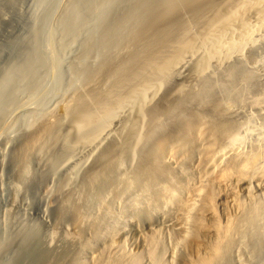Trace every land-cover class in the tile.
<instances>
[{
	"label": "rangeland",
	"instance_id": "1",
	"mask_svg": "<svg viewBox=\"0 0 264 264\" xmlns=\"http://www.w3.org/2000/svg\"><path fill=\"white\" fill-rule=\"evenodd\" d=\"M262 4L0 0V264H91L90 253L123 264L195 258L190 236L163 227L174 207L160 195L185 186L193 169L181 177L172 167L147 191L128 182L149 136L205 127L216 111L234 126L221 149L251 152L264 136V15L254 8ZM45 122L48 137L26 149ZM248 185L232 180L215 191L221 222L236 217V203L259 213L222 264H264V180ZM212 242L208 232L199 245Z\"/></svg>",
	"mask_w": 264,
	"mask_h": 264
},
{
	"label": "bare ground",
	"instance_id": "2",
	"mask_svg": "<svg viewBox=\"0 0 264 264\" xmlns=\"http://www.w3.org/2000/svg\"><path fill=\"white\" fill-rule=\"evenodd\" d=\"M262 5L264 6V4ZM262 5L261 6L259 5L260 7L256 5L257 7L255 6L254 8L258 11V13H262L264 15V7ZM152 16L151 18H153ZM230 18L233 19L235 18V16H230ZM228 22L230 21L226 20L225 22L221 23V27L226 28L229 25ZM243 28H245V26H242V29ZM242 33L243 34L241 37L243 36L247 37V35H245L243 31ZM245 33L247 34V32ZM244 40H246V38ZM209 56H207L205 63L209 61L210 59ZM166 64L168 65L167 62ZM164 67H162L163 69H161L160 67L161 71L164 70ZM160 69H158L159 72ZM158 70L156 67L157 72ZM216 112L214 115L211 114L214 117L212 120L210 119L211 120L209 122L210 124L204 121L205 122L204 126L208 124L205 127H203L201 122L193 123V124L185 123L186 125L183 124L185 126L180 128L177 127L178 129L175 130L173 133L168 135H162L159 139H156L154 137L156 135L149 136L148 137L149 139L147 138L148 139L147 143H145L144 140L145 145H143L141 163L137 167V170L135 171V174L132 176L131 181L128 182L129 183L128 185L130 186L136 185L135 187H139L141 188V190L147 191L151 186L158 185V180H157L158 178L167 177L168 173H171L172 172L171 170L173 169H175L176 171L175 170L174 171L177 174H179L181 177L185 175L183 173L185 166L189 165L193 169V171L195 172L193 179L191 177L190 178L186 177L187 175L182 178L184 179L183 181L185 182V184L183 183V185L185 186L179 188V186L175 187V184H173L172 189H166L164 190V192L161 191L164 196L160 193V195L163 197L161 203L163 205L170 204L172 205V207H174V213H173L174 215L172 219L165 221L163 227L165 229H169L173 227L175 230L180 232L179 234L184 239L190 236V240H191L190 244L193 248L196 249L197 254L195 255V258L187 259L185 257L186 264H222L223 262H225L227 258V254L231 249V247L236 244V242L233 241L234 236L235 235L242 236L247 232H249L252 229L251 227H255L254 224L255 225H257V223L259 224L258 208L254 207V205L245 208L241 206L239 203H236L235 204L237 209L236 217L235 218L225 217L224 222H221L217 214H215L214 211V204L216 200L215 191L219 190L220 188L225 189L232 180L236 182H244L245 184H249V185L250 183L256 184L257 182H261L262 180H264V136L259 137L257 141H255L256 145H253V149L251 152L249 151L247 153L243 152L237 147H233L231 149L229 148L226 149L222 147L223 149H221L220 147H218L219 141L225 139L234 129V126L230 122L231 119L229 120V118H227V116L224 115L226 113H223L221 115L219 112L218 113ZM157 114L154 111L152 113L154 117ZM49 125H47V123L45 122L44 124H42L41 128H36L37 130L34 129L35 132H33L29 136L28 135L26 136L27 137L25 138L26 139L25 142L27 145L26 149L28 148H29L28 150H30L31 148L33 149V146L35 145L38 146L40 145V143H42L41 141L42 137L44 135L46 136L47 131H49L50 133L51 129L48 128ZM47 137H48V133H47ZM25 151L26 150H24V152ZM172 167L173 169H171ZM156 176H160V177L157 178ZM110 183H108V185L106 186L107 191L108 192L116 191L115 188L117 182L116 183L110 182ZM173 188H177L179 189V191H176ZM145 193L147 195V192ZM116 198H114L113 196V200ZM67 199L70 200L72 198H67ZM68 204H70L69 201ZM75 207H74L75 210L72 213L74 214V216L72 215L71 216L73 217L74 223L75 222L79 223L80 219L82 218L81 216L83 215L81 214L82 212L81 208L79 211V208L77 207L75 208ZM97 229L99 228L97 227ZM151 229L152 228H149V230ZM208 232L212 233L213 242L209 244V246L206 249V247L205 248L200 247L201 245L199 244H200V238L205 237ZM100 238L101 237L99 235V230H96L94 232L93 239L96 241L99 240ZM148 245L150 244L148 243ZM199 247L204 250V253L202 255L198 254L197 250ZM115 250L117 252V248ZM174 251L172 252V257L175 256ZM107 253L109 254V252ZM100 255L99 254L97 255L96 253H90L89 261H91V264H112L113 262H114L113 264H123L122 262L123 260L121 261L118 258H112V261H109L108 258L111 260L110 257L107 258V256H103V255L100 256ZM148 256L150 261L151 260L154 261L156 259L155 255L151 252L148 253Z\"/></svg>",
	"mask_w": 264,
	"mask_h": 264
}]
</instances>
